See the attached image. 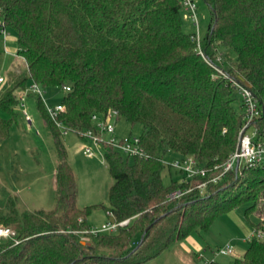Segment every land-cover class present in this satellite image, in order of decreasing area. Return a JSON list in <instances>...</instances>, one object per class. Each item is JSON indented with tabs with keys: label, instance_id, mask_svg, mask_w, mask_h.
I'll use <instances>...</instances> for the list:
<instances>
[{
	"label": "trees",
	"instance_id": "1",
	"mask_svg": "<svg viewBox=\"0 0 264 264\" xmlns=\"http://www.w3.org/2000/svg\"><path fill=\"white\" fill-rule=\"evenodd\" d=\"M204 2L210 18L199 38L202 55L195 33L183 30L180 0H0V29L15 32L28 59L0 92V110L9 113L0 115V143L29 84L60 87L65 106L57 125L35 94L56 158L55 207L23 209L18 194L0 186V225L17 240L0 239V264H141L244 204L247 216L256 215L254 229L264 232V166H245L200 190L195 185L207 177L178 180L160 155L193 156L209 174L228 158L244 118L232 79L256 97L261 112L253 124L264 137V0ZM4 56L0 30V70ZM108 110L117 111V121L142 126L140 144L149 157L130 163L106 146L110 212L130 224L83 244L92 207L76 204L64 131L78 135L92 126V114ZM175 190L182 194L171 197ZM234 264H264V240L253 236Z\"/></svg>",
	"mask_w": 264,
	"mask_h": 264
},
{
	"label": "rangeland",
	"instance_id": "2",
	"mask_svg": "<svg viewBox=\"0 0 264 264\" xmlns=\"http://www.w3.org/2000/svg\"><path fill=\"white\" fill-rule=\"evenodd\" d=\"M194 1L196 3L198 34L200 38H203L210 18L209 8L204 0ZM182 19L183 30L186 33H196V26L186 17L184 12H182ZM6 32L5 35L1 34L2 40L8 52L14 54L19 51L16 34L11 29H7ZM20 67L21 70L22 68L25 69L22 62H15L12 68H16L17 73H12L17 75L21 72L17 71ZM217 73L223 77L219 71ZM7 81L0 85L1 90L7 87L9 82ZM41 91L42 100L46 107H53L61 102L62 90L60 87H41ZM35 97V94L26 96L23 101L24 106L18 105L16 118L10 128L9 137L0 143V186H4L9 191L18 194L20 206L23 209L50 210L55 207L56 202L54 173L56 158L51 148L49 133L45 129L43 118L35 105ZM234 97L235 105H240L241 97L236 91ZM24 109L27 110L31 118L30 122L23 115ZM0 115L4 118L9 117V113L2 110H0ZM112 123H114V120H112ZM114 134L118 138L129 136L139 138L142 135V126L140 124L132 126L121 119L115 122ZM64 141L67 148L68 160L76 178L77 206L80 208L92 207L88 216V223L93 228L113 221L114 217L109 214L110 203L108 200V189L113 179L108 165L103 159L102 151L99 152L92 142L85 141L74 132L68 131L64 134ZM86 145H90L94 149L95 155L93 157H87L84 154L83 150ZM160 155L167 164H170L177 157V154L172 151L160 153ZM132 161L133 159L130 158L129 162L131 163ZM177 179L181 180V175ZM164 180L166 183L168 182L167 177ZM247 206L248 204H244L233 210L238 215V218L246 224L244 212ZM227 217L226 219L223 216V218H220V221L224 220L226 223L234 225V219H231L228 215ZM249 217L253 221L257 219L255 214L250 213ZM219 223V221H216V225ZM190 234L196 242L201 243L203 247L206 246L203 243L204 239L201 235L203 232L199 234L197 231H193ZM140 238L141 232L138 231L131 241V246L135 247ZM219 239L220 236L216 235L215 240ZM191 250L193 253H188L186 249H184V252L174 242L157 257L141 264H181V260L184 262L188 258L194 264H203L205 258L199 256V253L195 249L191 248ZM215 259L222 264H234L235 261L233 255L229 256L217 253Z\"/></svg>",
	"mask_w": 264,
	"mask_h": 264
},
{
	"label": "built area",
	"instance_id": "3",
	"mask_svg": "<svg viewBox=\"0 0 264 264\" xmlns=\"http://www.w3.org/2000/svg\"><path fill=\"white\" fill-rule=\"evenodd\" d=\"M182 11L186 14V17L196 26V33L194 39L197 42V48L203 55V51L200 47V37L198 34V22L196 18V3L194 0H180ZM1 34L5 35L6 29L1 28ZM14 57L24 64L25 68L28 67V59L25 53L20 50L14 54ZM215 69L219 71L223 77H228L225 71L215 66ZM6 81L3 75H0V85ZM232 85L235 87L237 93L243 99L244 106V118L240 129V136L237 148L228 156V158L221 164L213 166L212 174L208 173V170L201 165L197 158L193 156H185L174 159L170 164L173 169L178 171L183 181L192 180L193 178L207 177L205 180L199 181L195 187L204 190L207 183H216L221 181L226 175L232 171H237L245 166H264V137L260 136L256 127L253 124L255 118L260 115L259 103L249 88L243 84L232 79ZM64 91L69 90L68 86L63 87ZM38 95L42 99L41 87L36 83H31L20 95L19 105L24 106V98L28 96V93ZM44 103V102H43ZM46 111L50 118L54 121L57 120L59 113L65 110V106L62 103H58L53 107H46ZM117 111L108 110L105 113H94L91 115L92 126L78 132V136L85 141H90L96 147L99 152L102 153L103 159L105 157L106 146L113 147L116 151L122 154L125 158L130 159L134 157H149L144 147L140 144V139L137 137L118 138L115 133V122L117 121ZM24 117L30 122L31 118L26 109L23 110ZM114 120V123H112ZM57 125H60L57 122ZM67 131H64L66 134ZM87 157H93L95 151L90 145H86L83 150ZM189 191L185 189L184 192ZM182 191L175 190L170 194L171 197H179ZM111 216L113 214L109 212ZM131 218L123 220L109 221L102 224L100 227H91L89 229L81 231V241L83 243L89 242L92 237H96L99 234L106 232H114L121 227H126L130 224ZM15 232L12 228L0 225V239L14 240ZM253 236L264 240V232L260 229L255 230ZM17 243V240H14ZM217 254L229 255L232 253V249L227 245L219 247L216 250Z\"/></svg>",
	"mask_w": 264,
	"mask_h": 264
},
{
	"label": "crops",
	"instance_id": "4",
	"mask_svg": "<svg viewBox=\"0 0 264 264\" xmlns=\"http://www.w3.org/2000/svg\"><path fill=\"white\" fill-rule=\"evenodd\" d=\"M16 42H17V38H16ZM4 48H5V56L0 70V75H3L7 81L8 77L11 76V74L14 75L13 73L16 72L17 67L12 68V65L15 62L19 63L20 61L14 57L15 53L10 54L8 52V50L5 47V43H4ZM17 71L22 72L24 71V69L22 68L21 70L20 67L19 69H17ZM1 91L3 90L0 89V92ZM179 157L180 156L177 154L176 158ZM174 176L177 178L180 176V174L175 172ZM233 210L234 209L219 215L215 219V221L211 224L209 229L203 232V234L197 231L199 234L202 235L204 239L203 243L206 245L205 247H203L201 243L196 242L195 239L191 237V234L188 235L186 238L177 241L176 243L180 246L181 250L184 251V249H186L188 253H193L191 248L195 249L197 253H199V256L205 258L204 260L205 262L203 264H206V262H210V261H217L215 259L216 256L215 251L217 250V248L227 245L232 249V253L229 254V256L233 255L235 259L241 258L247 248L249 240L253 237V233L255 232L254 223L256 222V220L254 221L251 220L250 217L247 216V214L244 212V217L247 222L246 224L243 222V220L238 218V215L235 214ZM227 215L230 216L231 219H234L235 222L234 225L226 223L224 220L220 221L221 220L220 218H223V216H225V218L227 219L228 218ZM216 221L217 222L219 221L220 223L216 225ZM216 235L220 236V239L217 241L215 240ZM181 261H180L181 264H194L191 259L189 260V258L188 260H184V262Z\"/></svg>",
	"mask_w": 264,
	"mask_h": 264
},
{
	"label": "water",
	"instance_id": "5",
	"mask_svg": "<svg viewBox=\"0 0 264 264\" xmlns=\"http://www.w3.org/2000/svg\"><path fill=\"white\" fill-rule=\"evenodd\" d=\"M83 243V242H82Z\"/></svg>",
	"mask_w": 264,
	"mask_h": 264
}]
</instances>
